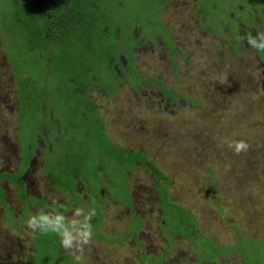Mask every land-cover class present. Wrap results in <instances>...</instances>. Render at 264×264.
Listing matches in <instances>:
<instances>
[{"label": "rangeland", "instance_id": "1", "mask_svg": "<svg viewBox=\"0 0 264 264\" xmlns=\"http://www.w3.org/2000/svg\"><path fill=\"white\" fill-rule=\"evenodd\" d=\"M179 1H185L188 6L172 4L161 14V18L174 29L171 40L175 46L184 49V54L179 48L173 52L175 67L172 69L164 56L163 44L159 43L157 49L148 47L144 50L141 47L134 59L143 76L125 71L127 82H122L115 94L104 98L102 92L95 91L89 97L97 104L110 142L127 151H144L171 180L169 186L167 179L158 182L162 190L166 188L169 201L187 210L198 231L210 238L192 246L181 235L178 229L186 228V223L179 221V215L161 210L160 191H156L154 174L148 168L135 165L130 170L133 176L122 181L124 171L119 161H101L109 173L108 181L120 185L118 193V189L109 188L113 191L114 200L111 199L96 179L95 169L99 161L87 160L92 153L84 131L69 132L58 137V141L63 147L80 151L81 161L87 158L86 168L80 169L70 155L65 159L61 150L49 151L43 156L44 150L35 148L33 158L25 157L19 164L20 171L14 172L22 155L30 153L28 147L27 150L21 149L20 144L28 134L22 138L16 135L18 93L15 83L24 77L38 76L41 80L45 77L58 84L60 75L67 73V69L46 67L51 70V75L43 74L45 64H39L41 61L36 62L33 58H28L31 66L25 68L27 71L17 69L20 51L18 56L13 51V31H16L17 23L9 19L8 14L0 12V171L14 172L16 179L19 172L22 176L25 169H30L24 181L41 199L33 200L24 188V193L19 190L17 197L15 190L8 187L4 178L1 179L2 190L6 193L0 195V264L27 263L26 247L30 246L32 230L26 221L30 216L48 213L51 204L66 202L57 212L66 214L69 209L64 217L77 224L90 214L88 201L93 207L102 206L100 216L105 235L115 238L117 232H128V237L119 242L108 239L106 243L91 238L83 245L82 252L76 248L65 249L61 244L64 251L75 253L74 257H79L83 264H149L139 261L140 256L148 253L165 255L164 264H240L239 253H235L238 246L241 248L239 252L245 251V259L251 264H264V58L252 47H241L239 53L234 52L228 39L223 42L210 32L206 34L197 30V19H201V26H208L202 21L208 18V13L203 15V11L212 6L214 0L195 1L203 9L200 16L191 10L193 0ZM220 1L222 7L228 8V14L240 15L233 0ZM239 1L242 2V14L251 1ZM255 3L263 12L264 0ZM77 11L85 20L92 17L97 22L92 26L94 28L105 23L99 21L107 13L100 4L81 0ZM119 19L113 14L107 15L108 24ZM214 42L221 43L220 51ZM84 54L89 59L91 54ZM106 60L104 53L99 56L96 72L109 76L111 69L108 63L105 66ZM148 74L150 79H158L169 91L181 97L171 106L162 104L160 107L162 97L155 86L158 81L149 84ZM136 82L142 83L140 96L131 86ZM49 122L56 124L52 115ZM49 122L45 120L43 125L47 127ZM68 122L61 121V124L66 127ZM57 126L61 128L59 123ZM54 137L57 138V134L50 139ZM71 138L76 143H71ZM37 139V146L41 147L42 138ZM239 140L245 141L249 147L237 154L230 145ZM50 152L55 153L53 157ZM44 158L52 163L48 172L42 167ZM134 158V153L124 152L127 164ZM116 163L117 169H113ZM110 167L112 171L108 170ZM78 168L79 179L86 177L92 190L72 185L78 180L75 174ZM127 168L130 169V165ZM50 175L59 189L51 182ZM96 187L102 191L100 197L94 189ZM122 194L125 201L119 200ZM43 201L46 202L44 206L41 205ZM22 203L28 206L27 210ZM76 209H81V215H74ZM184 218L188 222L187 215ZM211 238L226 247L222 256L212 255ZM202 248L209 251L210 256L198 258L205 253ZM195 249L200 253L197 254ZM69 259L70 256L61 255L51 264H65Z\"/></svg>", "mask_w": 264, "mask_h": 264}, {"label": "trees", "instance_id": "2", "mask_svg": "<svg viewBox=\"0 0 264 264\" xmlns=\"http://www.w3.org/2000/svg\"><path fill=\"white\" fill-rule=\"evenodd\" d=\"M80 1L81 0H0V9H2L5 14H8V18L11 16L12 18L17 19L15 20L17 23L15 26V33H17V35L16 39H14L15 44L13 47V51L15 52L16 56H18V50L20 51V65L17 67V69H20V71H27L25 68H27V66H31L28 63V58H33V56L36 58H39L38 56H45L44 59L40 58L41 62L39 63L43 65L45 64L44 68L49 67L55 69L57 67H64V69H67V73H62L60 75V83H52L48 79L51 84H49L50 86L46 85L45 89H38L37 83L40 78L38 76L27 77V79L24 81H28L29 83L21 82L19 80L15 83L17 90L16 92L18 93L16 97L18 110L16 135H21L22 138V135L24 136L25 133L28 134L26 140L23 139L25 136L22 138V140H20L21 149L23 148L24 150H27V147L30 144V147H28L30 149V153L23 154V159L25 157H32L35 148L43 151L44 148H47L48 144H52L55 153L61 150V153L65 159H68V155H70L73 157V161L76 162L80 169L86 168L88 163V161H86L87 158L81 161L80 151H73L67 146L63 147L60 141L58 148H56L57 144L53 145L52 143L54 138L50 139V137L57 134V131H59L60 137L68 134L69 132H86L88 136L87 141L90 147V153H92V155L87 160L99 161L97 168L95 169V175H97L96 179H98V181L101 180L98 174V169L103 170L107 180L109 177L107 168L104 166L105 163L101 161H119L118 163L125 167L134 165V163H139L140 165L142 164L148 168L154 174L155 188L156 191L159 190L161 193H159V195L161 197V204L163 205L164 211L167 213H173L174 215H179V221L181 223H186V228L180 227L178 229L179 232H181V235H183V237L192 246H196L199 241L210 237L198 231L194 219L191 218L190 214H187L189 213L187 210L169 201L166 188L165 190H162V186L158 184L159 180H166V176L161 173L152 160L143 158L140 152H133L135 158L133 161H128L129 164H127V162L124 160V152L128 153V151L122 147L119 148V146L110 142L111 138L107 137L105 134V123L99 115L97 104L89 96L92 94V92H99V90H102L104 92L103 93L101 91L103 97L108 98L115 94L120 84L126 80L125 78H121L120 80L115 79V74L113 73L114 69H111V65L114 63L111 58H116L118 52L117 50H120L121 48L117 47L111 42L108 43V41L101 42V40L104 38L103 32L99 33V30H95L94 27H92L95 24V21L91 18L85 20L78 16L80 14L78 13L77 9ZM105 9L108 10L107 15L110 11L115 9L118 11L116 5L114 4L106 5ZM120 12H122V10H120ZM135 12L137 11L132 10V13ZM110 14L114 15V13ZM142 14L135 13V20L142 21L144 18ZM48 21H53L56 31L59 30L58 34L55 35V32L53 34L55 36L52 38L40 36L42 34H39L37 31V27L39 25H42L44 22L46 23ZM225 35V40L230 37L228 33ZM20 39L21 41L19 42ZM218 44L221 46V43ZM85 52H89L91 54L89 59L86 58L84 54ZM25 53L28 54L27 57L25 56ZM103 53L107 56L105 66H107L108 63V67L111 69L110 75L106 77L99 75L98 72H96L98 58ZM129 59L131 64V54L129 55ZM25 63H27L26 66L24 65ZM49 68H46V70L51 72ZM125 71H132L137 75L139 74L143 76V72L138 70V67L131 66L130 69L122 71L124 75L123 77L126 75ZM94 80H96L97 89L99 90L93 87L92 83L95 82ZM153 81H158L155 86L157 90L160 91V94L162 93L161 95L163 101L159 104L160 107H162V104L171 106L181 97V95L169 91V89L163 83H160L158 79H150L148 74L147 82L149 84H153ZM131 86L133 87L136 95L140 96L142 83L136 82ZM65 92L67 94H65ZM185 98L187 99L186 96L184 99ZM191 103L193 106V102H190V104ZM51 115L53 116L56 124L49 122V116ZM45 120L49 122L47 127L46 125H43ZM61 121L69 122L66 127H63ZM58 123L60 124L61 128L57 126ZM42 129H45V131L43 132ZM52 132L53 134H51ZM39 136L42 138L41 147L37 146V138ZM115 149L118 150L116 153L113 152ZM45 161L47 160L45 159ZM84 161L86 162L84 163ZM118 163L113 166V169H116L115 166H117ZM108 170L111 171L109 168ZM18 175H21V173L19 172ZM2 178H8V174L0 172V181ZM16 179L13 177L9 181L12 183V185L17 186L19 185V178L16 177ZM166 181L167 186L172 183L169 178ZM51 182H53V185L59 189V186L55 185L52 176ZM100 182L103 183L102 181ZM110 183L112 184L113 182ZM109 188L103 187L102 190L111 195L113 191H110ZM101 192L102 191H100V189L97 191L98 197L101 196ZM118 192H120V190L116 193ZM1 194L3 195L2 188H0V195ZM123 197L124 196L122 194L119 197V200L121 201ZM42 204L45 205L46 202L43 201ZM186 215L187 218H189L188 222H186L184 218ZM100 225L101 217L98 216L97 220L93 222V225H91V228L93 229L91 238L99 243H106L109 241L108 239L119 242L121 240H126L128 237V233H126L124 236H117L115 238L107 236L100 232ZM40 234L41 236L36 237V240H32L30 246L26 247L27 251L25 257L27 263L25 264H51L53 259H56L57 261V259H59L60 256L66 252L63 250L61 245L56 243V239H59L60 236L58 233L47 231L40 232ZM211 241L213 243L212 255L216 254L215 256H221L223 252L227 251L225 248L219 249L212 238ZM202 249H204L205 253L198 255V258L210 256L211 253L209 251H206L205 248ZM240 250L241 248L238 246V249L235 253H239L240 258L244 262H247L248 260L245 259L244 255L245 251L242 250L239 252ZM194 251L197 254L200 253V251L196 249ZM66 253L67 255L65 256H70V259L66 261L65 264H83L81 260L74 257V255H76L75 253ZM144 256L140 257L139 261L144 259L149 264H164V259L166 257L163 254L155 256L151 253L145 254Z\"/></svg>", "mask_w": 264, "mask_h": 264}, {"label": "flooded vegetation", "instance_id": "3", "mask_svg": "<svg viewBox=\"0 0 264 264\" xmlns=\"http://www.w3.org/2000/svg\"><path fill=\"white\" fill-rule=\"evenodd\" d=\"M196 0L192 1V5H191V10L195 11L196 13H198V16H200L201 11L203 9H200L197 4L195 3ZM223 1H232V0H223ZM251 1L250 6L248 8H246L245 10L242 11L241 14V10H242V2L239 0H233L234 4H236V6H238V9H240V15L235 17L234 14H228L227 10L228 8H224L221 6V1L220 0H214V2H212V6H210L209 8L205 7V10L203 11V15L205 14V12L208 13V18H204L205 21L207 22L208 26H201L200 25V21L201 19H197L195 21V23L197 24V30L199 32L202 33H208L210 32L212 36L217 37L219 40L225 42V38L226 35L228 33V35L230 37H228L229 39V44L230 47L232 48V50H234V52H238L239 53V48L241 47H251L248 42H247V35L251 34V36L256 37L257 33H262L264 32V14L263 12H261V10L259 9V5L255 3L256 0H249ZM88 3H97L101 5V8L104 11H108L107 9H105L106 5L109 4H114L116 5V8L118 9V11L115 9L113 11H110L109 13H114L115 16H117V18H120L119 21L116 22H112L110 24H108L107 22V13L105 15H103L99 21H104V25H101L100 27H96L94 28L95 30H99V33L103 32V40H101V42H106L108 40H110V42L112 44H115L117 47L121 48L120 50H117V55L116 58H111L112 61H114L113 65H111V69H114V74H115V79L120 80L121 78H125L123 77V72L124 70H128L130 69V67H137L136 62H135V55L137 53V50L140 49L141 47L144 50H147L148 47H150L151 49H157V45L163 44L165 46V48H163L164 50V56L167 58L168 62L171 65V68L173 69L175 67V60L173 58V52L176 50V48H179L183 51L184 54V49L180 46H175L174 41L171 40V36L173 34V27L168 23L165 22L162 18H161V14L163 11H165V8L171 6L172 4L175 5H179L178 3H183L184 6L187 5V3L185 1L180 2L179 0H87ZM188 6V5H187ZM208 6V5H206ZM1 8V6H0ZM120 10H122V12H120ZM132 10H136L137 12L135 13H144L143 15V20L142 21H136L134 18V14L132 13ZM0 12H4L2 9H0ZM5 13V12H4ZM210 16V17H209ZM91 19H93L92 17H89ZM9 19L12 20H17L15 18H12L10 16ZM148 19V20H146ZM95 24H97V22H95ZM203 24V22H202ZM190 31H192V29H189ZM37 31L39 34H42L40 36H46L47 38H52L55 35L58 34L59 30L56 31L55 28V24L53 21L51 22H44V24L39 25L37 27ZM56 32L55 35H53ZM16 35L17 33H15V31H13V37L14 39H16ZM90 37V36H88ZM221 38V39H220ZM259 43V41H258ZM214 46L217 50H220V44L214 42ZM255 49V48H254ZM255 52L258 53L259 55H261V58H264V56H262V53H264V51H257L255 49ZM132 55V63L130 64V59H129V55ZM39 58H36L35 56H33V59H36V62L41 61L40 58H45V56H38ZM43 74H47V75H51V72L49 70H46V68L44 69V71H42ZM99 75H103L100 72H98ZM104 76V75H103ZM106 77V76H104ZM26 80L27 77H24ZM35 80H38L36 78H33ZM22 80L21 82H26L29 83L28 81H24ZM20 81V79H19ZM95 82H93V87L95 89H97V85H96V80H94ZM125 82H127L126 80H124ZM51 84L48 80V78L44 77V80L39 78V81L37 83V87L38 89H45V86ZM91 88V85H90ZM92 90V89H91ZM99 90V89H97ZM102 90H99V92H101ZM98 92V91H97ZM103 92V91H102ZM104 93V92H103ZM65 94H67L65 92ZM162 94V93H161ZM160 94V95H161ZM162 97V95H161ZM162 98H161V102H162ZM57 133V138L54 137V141H52L53 145L57 144L56 148H58L59 146V141H58V137L59 136V131L56 132ZM72 143H76V141H74V138H71L70 140ZM28 147H30V144L28 145ZM47 148L49 149V151H53V147L52 144H48ZM46 148H44L45 150ZM130 153L133 152H140V151H128ZM144 152V151H143ZM52 154V157L54 156V152H50ZM35 154V153H34ZM21 161H19L17 168L14 172L17 171V169H20L19 164L23 161V158H20ZM45 159V158H44ZM42 163V167H45V169L48 170L51 168L52 163H50L49 161H45ZM51 161H53L51 159ZM135 165H139V163H134V165H130V170L132 168L135 167ZM113 167V166H112ZM110 167V168H112ZM117 169V166H115ZM123 167V174L122 177L124 179L127 178V167L122 166ZM114 168V167H113ZM30 169H25V173L24 175H20V177H22V179H19V185L14 186L12 185V183L9 181L13 178V173H10L9 171H3L2 173H7L8 174V178H4L5 181L8 183V187L10 189L15 190V194L18 197L19 193L21 190V192L23 190V188L27 189L26 187V182L24 181L25 176L29 173ZM112 171V169H111ZM75 172H80V169H76ZM17 180V179H16ZM24 186V187H23ZM0 188L1 187V181H0ZM4 193H6V191H3ZM22 192V193H23ZM31 198L33 200L36 201H41V199H39L36 194V197H32V195H30ZM97 201V199H96ZM20 202V201H19ZM89 202V201H88ZM101 203V202H100ZM23 204V203H22ZM34 203H32L33 205ZM65 204H67L66 202L64 204H51L49 207H51V211H49L48 213H44V214H51V215H55L60 208H62ZM24 205V204H23ZM37 205V203H36ZM34 205V208H37V206ZM46 205V204H45ZM48 205V204H47ZM97 205V204H96ZM26 208V210L28 209L27 205H24ZM160 208L161 210H164L163 205L160 203ZM90 209V211L88 213H94L93 214V218L89 221L90 225H93V222H95L97 220V217L100 216V210L102 209V206H100L99 208L97 207H93V203L89 202V206L87 208V210ZM25 210V211H26ZM37 211V210H34ZM69 211V209L67 210ZM66 211V214H67ZM23 213V212H22ZM36 214V213H34ZM40 214V213H39ZM60 215L65 216L66 214H61ZM17 217V216H15ZM87 217V216H85ZM85 217L84 219H82V221H84L85 223ZM101 217V222H102V216ZM73 219L68 218L66 219V223L70 224V225H74L75 229H79L82 225L80 222H78L77 224L72 223ZM127 226V224H126ZM92 227V226H91ZM129 227V226H128ZM130 228V227H129ZM128 228V230H129ZM70 230H72L70 228ZM91 231H93V229L91 228ZM40 230H37L35 232L32 231V234H30V239L31 242L32 240H36V237L41 236L40 234ZM131 232V231H130ZM126 233L121 234L120 232H117V236H124ZM164 234V231L162 232ZM116 236V237H117ZM34 237V238H33ZM61 236H59V239H56V243H58L59 245H61ZM214 241V239H212ZM214 243L216 244V246L219 249H223L226 247H222L221 245H218L215 241ZM31 244V243H30ZM33 244V243H32ZM53 244V243H51ZM228 254H232V253H228ZM64 256L67 255V253L65 252L63 254ZM223 254H221L222 256ZM143 257V256H140ZM145 257V256H144ZM224 257V256H223ZM141 261H145L144 259H142ZM240 264H250L249 261L244 262L242 259L240 261Z\"/></svg>", "mask_w": 264, "mask_h": 264}, {"label": "clouds", "instance_id": "4", "mask_svg": "<svg viewBox=\"0 0 264 264\" xmlns=\"http://www.w3.org/2000/svg\"><path fill=\"white\" fill-rule=\"evenodd\" d=\"M246 39L252 48H255L257 51H264V32L257 33L256 37L248 34ZM230 147H233L234 151L239 154L242 151H247L249 145L245 141L239 140L233 142ZM37 205L39 206L40 204L37 203ZM93 214L94 213H90L85 217V223L79 229H75L74 225L66 223V218L60 214L51 215L40 213L38 215H33L28 218L26 225L33 232L40 230L41 232L52 231L58 233L62 237L61 244L65 249L76 248V250L82 252L83 245L87 244L92 236L89 221ZM74 215H81V209H76ZM70 228L72 230H70ZM73 231L75 234H73ZM77 259H79V257H77Z\"/></svg>", "mask_w": 264, "mask_h": 264}, {"label": "crops", "instance_id": "5", "mask_svg": "<svg viewBox=\"0 0 264 264\" xmlns=\"http://www.w3.org/2000/svg\"><path fill=\"white\" fill-rule=\"evenodd\" d=\"M47 153H49V149L48 148H46L45 150H44V152H42L41 154L44 156V154H47ZM140 153H141V155L143 156V158H146V159H149V156L148 155H146L143 151H140ZM34 155V154H33ZM24 157V155H22V158ZM31 158V157H30ZM32 158H33V156H32ZM44 162V161H43ZM140 165V164H139ZM140 166H142V167H144V168H146L145 166H143L142 164L140 165ZM101 167H103V166H101ZM109 169H112V168H109ZM147 169V168H146ZM18 170V169H17ZM99 170V177L101 178V180L100 181H102L103 183H102V185L101 186H103V187H107V188H109V187H113V188H116V189H120V185H117V184H115V182H113L112 184L110 183V181H108L107 180V178H106V176H105V174H104V172H103V170L102 169H98ZM20 171V170H19ZM1 172V171H0ZM59 172H61V173H63V171L62 170H60ZM75 174L77 175V177H78V180H75V181H73L72 182V185H75V187H80L81 189H85V187H87L88 189H91V187H90V184H89V182L87 181V178L86 177H83L81 180L79 179V173L78 172H75ZM130 176H133V174L131 173V171H130V169L128 168L127 169V178L126 179H124V178H122V181H127V179L130 177ZM18 178L20 179H22V177H20V175H18ZM18 183H19V181H18ZM26 187L28 188V189H26V191L28 190V195H32V197H36L35 196V194H36V192H34L33 191V188H31V187H28L27 186V184H26ZM96 191H98V189L97 188H94ZM92 190V189H91ZM104 191V190H103ZM111 191V190H110ZM106 193V192H105ZM98 194V193H97ZM108 194V193H107ZM109 196H110V198L111 199H113L114 200V198L109 194ZM97 197V196H96ZM121 201H125V200H121ZM90 202V201H89ZM42 205H44V204H42ZM81 223V225H83L84 224V221H81L80 222ZM100 232L101 233H104V231H103V226H102V222H101V225H100Z\"/></svg>", "mask_w": 264, "mask_h": 264}]
</instances>
